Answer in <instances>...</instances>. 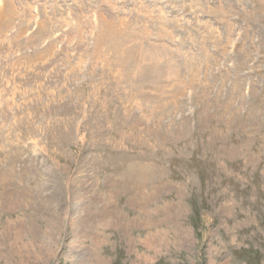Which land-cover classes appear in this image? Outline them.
I'll use <instances>...</instances> for the list:
<instances>
[{"label":"rangeland","instance_id":"obj_1","mask_svg":"<svg viewBox=\"0 0 264 264\" xmlns=\"http://www.w3.org/2000/svg\"><path fill=\"white\" fill-rule=\"evenodd\" d=\"M29 1L15 0L20 19ZM37 3L39 22L59 28L42 46L53 42L55 61L39 66L52 63L43 89L36 62H22L27 72L6 85L19 91L0 96V264H69L67 221L46 262L8 256L13 232L2 229L42 232L77 177L104 197L92 207L108 202L127 224L103 228L97 248L86 237L77 262L264 264V0ZM76 20L86 23L66 49ZM20 57L0 55V73Z\"/></svg>","mask_w":264,"mask_h":264},{"label":"bare ground","instance_id":"obj_2","mask_svg":"<svg viewBox=\"0 0 264 264\" xmlns=\"http://www.w3.org/2000/svg\"><path fill=\"white\" fill-rule=\"evenodd\" d=\"M25 1H26L27 5L30 7L28 0H25ZM29 2H31L32 5L34 4L33 10H32L33 13H31L29 11V13H26V15L22 14L20 16H24V17L20 19L17 15L19 13L15 12L16 11L15 10V6H16L15 0H0V55L3 56L4 58H7V60H9L8 56H12V54L17 51V52H20V56H21L20 58L15 59L14 61H11V63L9 62V64L5 67V70L9 69V72H10L9 76L6 75L5 73H0V80L2 82V85H1L2 90H0L1 91L0 96H5V93H6V94L10 95V98H11L12 96L16 95V92L19 91V88L16 85H13L12 87H10V89H8L6 85L14 84L13 79L15 77L21 76L23 74L22 72H24V71L27 72V70L25 68L20 67V64L22 62H25V64L27 66H30L31 62H36V66H38V68H39V66H43V63L46 62L48 60V58L49 59H50V57L53 58V56H52L53 48L51 47L53 42H50L47 46H45V48H42V46L44 45V43L47 40H52V39H50V34H54L56 31L59 30V28L54 29V31H53L51 19H54V18H51L49 16L45 17L48 19L47 21L42 20V22H39L40 15H39L38 10H40V6L37 3V0H34V1L30 0ZM79 4L81 7L83 6V5H81L80 2H79ZM84 7H82V8H84ZM105 12H106V10H105ZM87 13H89V12L87 11ZM83 20H85V19H83ZM76 23H77L76 27L74 28L75 30H71L67 33V39H65V42H66L65 48L66 49L68 48V44L70 43V40L72 39V37L74 35L78 36L77 29L80 28L81 24L84 25L86 22L81 21V20H79V21L76 20ZM103 23H105V22H103ZM14 28H16V29H14ZM27 28H28V30H26ZM32 28H33V30H32ZM106 29H103V30H106ZM8 31H10V32L15 31V33L11 32L9 36H7V37L4 36L7 34ZM23 33L24 34L25 33L31 34V35H29L30 36L29 39L26 40V38H24L23 42H17L16 41L15 47L10 50V48H11L10 39L16 40ZM98 33H100V32H98ZM57 36H59V35L57 34L56 37ZM4 43H6V44L4 45ZM28 47L32 48V53H30V55L23 53L24 49H27ZM44 55H46V57L42 59L41 57ZM96 57H97V55H96ZM93 60H94V58H93ZM54 61H55V59L53 58L52 61H50V62L53 63ZM101 62H103V60ZM51 64H49L50 65L49 69H48V67L47 68L45 67V68H41V69L39 68V70H37L38 68L35 66V68H33L31 70L33 72V74L35 73L36 80L34 82L37 81V83H35L37 88L43 89V85L46 84V82L44 84V79L40 80V77H44V76L47 77L48 74H45V72H44L46 70H48L50 73H52V70H51L52 65ZM6 71H8V70H6ZM24 75H25V73H24ZM50 77H52V76L50 75ZM24 84H26V83H23V85ZM32 85H34V84H32ZM29 86H31V85H29ZM31 91H32V89H31ZM37 93H38V95H40V93H42V92H40V90H39ZM38 95H36V96H38ZM146 173L147 172L146 171L144 172L143 169L138 168L137 173H135L134 178L131 180V181H133V180L137 181V184H135L134 189H132L133 191H136V192L138 191L141 194L140 186L143 183V179H144L143 177L146 176ZM74 177H76V176H74ZM77 179L78 180H76V178H75L76 181L74 179L71 180L72 181L71 182V185H72L71 186V194L69 195L70 202L66 203L64 208L62 210L60 209V212H58L59 210H56V212H57L55 215L56 217H54L53 219H51L48 222V224L45 226V228L42 230V232H39L36 229H29V230H27V232H29V234H28L29 237L26 236V237H28V239H26L25 237H23V235L20 232V228H21L20 226H18L19 229L15 228L14 230H13L12 226H6L2 229L3 235L5 237L7 235V238H10V237H8V235H10L13 232V237L10 238V240H11L10 242H12L13 244H11L9 241H7V242H9L7 244L8 248H9L8 256L21 255L20 257H27V259H28V257H31V260H33V262L34 261H37V262L41 261L42 262V261H45L46 258H50L51 255L57 254V251L55 253L56 249H55L54 245L57 244L56 242H58V240H57L55 234H57V237H58V234L60 233L59 231L61 228L60 224H62L60 222H62V221L66 222L67 221L68 227L71 228L70 232L72 234V238L66 244V248H68V251H66V254L62 253L61 255L64 259L69 261V264H88V262L86 261V259H84V257H83V260H79V262H77V260H75V257H73L74 255H72L73 251H76V252L78 251V253H80L84 249L83 244H84V241L86 240V237H91V241H93L94 245H96V248H97V247H99L98 245L104 243V240H106V238H107L103 234V232H104L103 228H105L106 226L113 227V228L118 227L119 230L121 229L120 231H122V232L126 231V229H127L126 225L127 224L125 225L123 223V225H121V221L119 220V216H118L119 211L114 209L113 206L110 207V205L107 204L108 202H105V201H103V203H101L102 208L99 211H98V209L94 208L95 205H94V207H92L93 205H90V204H93L97 201H98V203L102 202L100 198H104V197H102L100 195L94 197L92 195V193L90 195L89 194L86 195L85 192L87 191V189L85 192H83V190H85V189L82 188L80 179L78 177H77ZM2 186H3V183L0 186V193L4 198L6 196V194L2 190ZM10 195H12V194L10 193ZM10 199H12V198H10ZM92 209H93V211H92ZM141 210H143V208H141ZM87 224L89 225L90 230L88 227H86ZM90 235H92V236H90ZM130 239H128V240L130 241V244H131ZM26 242H28V243H26ZM34 243H36L37 246H35ZM33 244H34V246H33ZM38 244H40V245H38ZM91 247H93V245ZM23 248L25 250H28L29 252L21 253ZM29 248H30V250H29ZM88 248H90V247H88ZM88 248L86 247V249H88ZM79 256H81V255H79ZM92 256H93V254H92ZM20 260H21V258H20ZM24 263H26V261Z\"/></svg>","mask_w":264,"mask_h":264}]
</instances>
